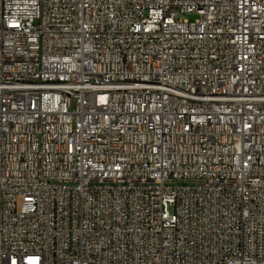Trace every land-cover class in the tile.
<instances>
[{
  "label": "built area",
  "instance_id": "1",
  "mask_svg": "<svg viewBox=\"0 0 264 264\" xmlns=\"http://www.w3.org/2000/svg\"><path fill=\"white\" fill-rule=\"evenodd\" d=\"M0 264H264V0H0Z\"/></svg>",
  "mask_w": 264,
  "mask_h": 264
},
{
  "label": "rangeland",
  "instance_id": "2",
  "mask_svg": "<svg viewBox=\"0 0 264 264\" xmlns=\"http://www.w3.org/2000/svg\"><path fill=\"white\" fill-rule=\"evenodd\" d=\"M198 16L199 15L197 13L191 12V13H186L184 15V18L187 19V20H189V21H192V20H195L196 18H198Z\"/></svg>",
  "mask_w": 264,
  "mask_h": 264
}]
</instances>
